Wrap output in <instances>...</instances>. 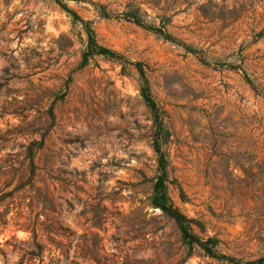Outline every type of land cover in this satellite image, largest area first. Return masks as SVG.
Wrapping results in <instances>:
<instances>
[{
    "label": "rangeland",
    "instance_id": "obj_1",
    "mask_svg": "<svg viewBox=\"0 0 264 264\" xmlns=\"http://www.w3.org/2000/svg\"><path fill=\"white\" fill-rule=\"evenodd\" d=\"M92 4L137 11L200 57ZM66 5L100 46L143 65L168 195L194 234L242 262L264 258V96L231 68L264 92V0ZM87 45L54 0H0V264H225L151 206L159 173L139 72L99 56L82 66Z\"/></svg>",
    "mask_w": 264,
    "mask_h": 264
},
{
    "label": "trees",
    "instance_id": "obj_2",
    "mask_svg": "<svg viewBox=\"0 0 264 264\" xmlns=\"http://www.w3.org/2000/svg\"><path fill=\"white\" fill-rule=\"evenodd\" d=\"M65 12H67L73 19L74 23H81L83 25V29L87 36V51L83 54L82 66H86L92 57H103L105 59L116 60L120 62L124 67L133 65L137 68L140 79H141V93L144 101L146 102L148 108L150 109L153 117V148L157 154V164H158V173L159 175L156 178V182L153 186V193L150 199V204L153 208L159 209L164 215H166L169 219L173 220L177 225L184 242L192 248L193 246H198L201 248L205 254L213 259L221 261L225 264H264V258L242 262L241 260H237L235 258L217 253L215 251V246L217 245V241L213 239H209L207 241L201 240L197 235L194 234L192 230V220L187 218L178 208L174 206L169 195H168V159L167 155L163 150V146L165 145V131L162 123V119L160 117L159 107L157 101L152 95L148 79L145 74V70L142 64L140 63H130L127 61L122 55L111 51L105 47L100 46L95 38L94 30L91 27V23L84 22L80 19V17L73 12L67 5L66 1H81V0H54ZM98 13L99 17L102 19H124L126 21H130L135 23L136 25L148 30L152 31L156 34L162 36L165 40L177 43L182 45L189 53L194 54L200 57V52L197 50L184 45L182 42L178 41L174 37H172L164 27L159 26L155 27L146 23L143 18L139 15L137 11L123 13L121 15H116L107 10V8L103 5L92 4ZM261 35V34H260ZM233 69L241 70L243 72L244 78L247 83L251 85V87L255 90V92L259 95L264 96V92L260 90L250 79L248 74L242 70L241 66H231ZM59 99H62L60 97ZM49 116L53 121L55 119V115L53 112V108L51 107L49 110ZM43 140L35 141L30 148V158L32 159L36 151H39L43 148ZM35 146V149L33 147ZM37 248H39V244L35 242ZM190 253L187 254L189 256ZM32 258L36 255L31 253Z\"/></svg>",
    "mask_w": 264,
    "mask_h": 264
}]
</instances>
